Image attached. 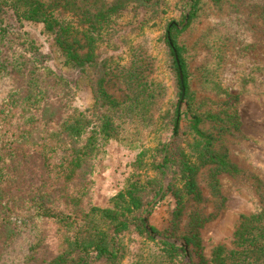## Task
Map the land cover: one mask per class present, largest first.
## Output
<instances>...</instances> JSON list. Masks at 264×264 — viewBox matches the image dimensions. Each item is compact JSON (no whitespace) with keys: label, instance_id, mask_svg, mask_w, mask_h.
I'll return each mask as SVG.
<instances>
[{"label":"trees","instance_id":"16d2710c","mask_svg":"<svg viewBox=\"0 0 264 264\" xmlns=\"http://www.w3.org/2000/svg\"><path fill=\"white\" fill-rule=\"evenodd\" d=\"M211 1L216 6L222 2ZM168 2L0 0V78L10 76L15 86L0 108L1 212L6 205L0 215V262L21 233L30 230L34 242L24 264H185V246L197 254L193 264H264V209L243 215L235 247L219 244L210 259L200 236L210 217L193 212L180 241L173 239L185 201L203 200L197 182L200 169L214 166V178L221 172H240L228 151L216 147L224 133L239 129V117L229 113L237 96L218 83L209 82L212 92L226 100L216 112L199 111L190 89L186 50L178 37L201 0H189L191 10L182 23L167 25L163 39L178 92L176 100L157 113L167 91L154 76L149 45L144 39L133 40L147 23L162 19ZM8 12L19 29L7 24ZM27 22L41 23L65 65L83 74L94 95L90 108L75 107L69 79L47 65L24 29ZM19 108L34 113L22 128L13 125ZM151 132L157 135L155 145L138 154L124 189L106 206L88 204L87 170L102 153V144L118 138L144 140ZM169 194L177 206L171 225L160 232L149 218ZM14 215L25 225L19 226ZM150 243L153 248H146Z\"/></svg>","mask_w":264,"mask_h":264},{"label":"rangeland","instance_id":"374dc122","mask_svg":"<svg viewBox=\"0 0 264 264\" xmlns=\"http://www.w3.org/2000/svg\"><path fill=\"white\" fill-rule=\"evenodd\" d=\"M115 1L104 0L107 4ZM189 3V0H169L162 19L147 23L141 36L133 40L138 43L144 39L149 45V51L155 57L154 76L162 81L167 91L165 98L157 104V113L166 110L176 100L178 92L176 75L163 37L168 23L184 21L191 10ZM5 17L10 27L19 29L12 12ZM24 29L45 55L47 65L69 79L75 107L90 108L94 103L92 89L84 82L81 72L65 65L61 50L43 25L27 22ZM178 42L186 50L184 57L190 72L189 85L199 111L216 112L226 100L212 92L213 86L209 82L218 83L238 99L231 101L229 113L239 117V129L224 133L216 147L228 151L230 161L239 167L240 172L218 173L216 182L214 166L202 167L197 182L203 200L185 201L179 227L173 234V239L180 241L193 212L210 217L211 220L200 228L204 254L210 259L219 244L235 247V232L243 215L264 209V0H222L219 6L211 0H201L196 15L179 35ZM14 88L10 76L0 78V108ZM110 91L118 97L122 95L114 87H110ZM33 115L29 109L19 108L13 125L22 128ZM206 127L211 128L210 123ZM156 138L157 135L151 132L144 140L118 138L102 144V153L93 157L87 170L91 179L87 203L106 206L113 195L123 190L127 178L134 171L138 154L147 147H153ZM176 206L174 197L169 194L154 209L150 224L160 232L168 229ZM5 207H2V212L0 210V215ZM12 219L19 226L26 223L15 215ZM33 242L34 233L24 230L16 244L2 256L0 264H24ZM153 244L146 248L152 249ZM189 253V257H181L185 264L197 261L195 251L189 249Z\"/></svg>","mask_w":264,"mask_h":264},{"label":"water","instance_id":"95a60500","mask_svg":"<svg viewBox=\"0 0 264 264\" xmlns=\"http://www.w3.org/2000/svg\"><path fill=\"white\" fill-rule=\"evenodd\" d=\"M146 220H148V216L145 217ZM186 249H187V256L189 257L190 256V253H189V248L187 246H185Z\"/></svg>","mask_w":264,"mask_h":264}]
</instances>
